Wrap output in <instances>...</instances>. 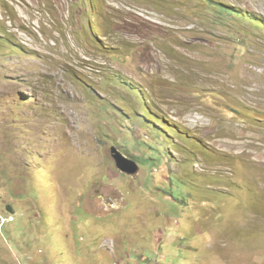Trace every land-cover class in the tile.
Here are the masks:
<instances>
[{"label": "rangeland", "instance_id": "obj_1", "mask_svg": "<svg viewBox=\"0 0 264 264\" xmlns=\"http://www.w3.org/2000/svg\"><path fill=\"white\" fill-rule=\"evenodd\" d=\"M0 217V264H264V0H0Z\"/></svg>", "mask_w": 264, "mask_h": 264}, {"label": "water", "instance_id": "obj_2", "mask_svg": "<svg viewBox=\"0 0 264 264\" xmlns=\"http://www.w3.org/2000/svg\"><path fill=\"white\" fill-rule=\"evenodd\" d=\"M111 154L115 166L120 173L126 176H134L137 174L139 166L136 162L125 157L116 148H111Z\"/></svg>", "mask_w": 264, "mask_h": 264}, {"label": "trees", "instance_id": "obj_3", "mask_svg": "<svg viewBox=\"0 0 264 264\" xmlns=\"http://www.w3.org/2000/svg\"><path fill=\"white\" fill-rule=\"evenodd\" d=\"M208 6L214 10H216L220 15L232 17V18H250L249 16H246L243 14V12H238L233 9H229L219 3H215L213 1H209ZM220 17V16H219ZM95 24V22H94Z\"/></svg>", "mask_w": 264, "mask_h": 264}, {"label": "built area", "instance_id": "obj_4", "mask_svg": "<svg viewBox=\"0 0 264 264\" xmlns=\"http://www.w3.org/2000/svg\"><path fill=\"white\" fill-rule=\"evenodd\" d=\"M0 221L2 222V224L5 222V220L1 217H0Z\"/></svg>", "mask_w": 264, "mask_h": 264}]
</instances>
